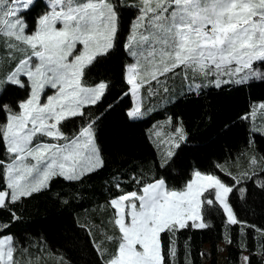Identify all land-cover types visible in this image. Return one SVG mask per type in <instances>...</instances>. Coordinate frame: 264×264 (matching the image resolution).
<instances>
[{
  "label": "snow or ice",
  "instance_id": "snow-or-ice-1",
  "mask_svg": "<svg viewBox=\"0 0 264 264\" xmlns=\"http://www.w3.org/2000/svg\"><path fill=\"white\" fill-rule=\"evenodd\" d=\"M35 2L0 0V39L5 35L14 37L30 48L27 58L14 60L18 66L11 75L0 77V96L9 86L25 87L21 77L30 81L29 96L16 102L19 111L11 104L0 103V113L4 114L0 143L11 157L10 162H6L8 157L0 158V180L6 181L4 190H0V208L6 206V200L14 204L41 191L53 177L78 181L103 167L93 131L95 120L89 117L75 138L65 135L59 125L85 116L83 109L98 105L106 95L110 85L98 82L82 86L81 78L86 66H94L114 47L118 31L115 6L109 0H45L49 10L36 18L30 31L25 14ZM140 2L139 15L125 44L135 60L127 66L126 82L131 85L132 95L141 83L158 81L168 73L175 74L178 68L211 73L218 78L216 87L221 86L219 77H229L223 84H242L264 72V68L256 66L257 62L264 65V0H156L154 6L153 0ZM77 43L83 46L79 54ZM8 47L19 50L13 43ZM141 60L146 67H141ZM141 72L150 79H138ZM46 88L56 91L42 103ZM127 114L137 117L140 109ZM176 131L180 133L176 139L183 140L182 131ZM45 138L67 142L48 143ZM173 155L167 152L166 159ZM258 177L264 179V170L243 177L234 189L214 175L196 171L184 191L168 190L160 178L143 186L140 194L131 191L112 198L109 203L122 237L108 264H171L177 250H162L161 233L207 228L199 210L200 198L208 190H214L215 201L222 206L227 222L239 225L227 194H246L241 184L249 180L256 183ZM120 186V182L115 185L118 191ZM257 186L264 190V184ZM206 203L212 205L214 201L207 199ZM126 216L130 223L125 222ZM13 256L12 238H0V264H15ZM243 264H250L249 256L243 257Z\"/></svg>",
  "mask_w": 264,
  "mask_h": 264
},
{
  "label": "trees",
  "instance_id": "trees-1",
  "mask_svg": "<svg viewBox=\"0 0 264 264\" xmlns=\"http://www.w3.org/2000/svg\"><path fill=\"white\" fill-rule=\"evenodd\" d=\"M114 1L118 14L114 47L94 66H86L81 78L82 82L87 80V86L98 82L110 86L102 102L83 109L85 116L60 125L67 128V136L72 138L86 126L89 117L95 120L94 135L103 167L78 181L53 177L44 189L31 196L14 204L6 200V206L0 208V238L12 236L15 264H107L121 239L113 222L110 198L131 191L140 193L143 186L160 178L165 180L167 189L181 190L195 169L210 173L235 189L243 177L264 170V134L252 129L251 120L253 116L260 126L264 125L256 114L258 103L264 102V72L242 84H223L224 79L219 77L220 87L215 86L218 78L211 73L185 71L194 81L189 85L184 82L183 86L182 76L178 79V74L168 73L158 81L142 84L141 97L145 99L143 109L147 114L136 119L128 116L132 100L124 70L132 57L125 44L142 4L140 0ZM40 6L37 0L28 12L37 11ZM4 39L0 43V69L6 64L9 71L12 64L6 60L11 56L6 55ZM6 39L7 43L12 42L11 37ZM145 65L142 61L141 67ZM259 68L264 65L259 64ZM142 75L150 78L146 72ZM204 83L207 86L203 87ZM20 91L19 87L9 86L0 96V103L11 104L15 110L16 100L27 96V92ZM3 122L4 114L0 113V123ZM69 123L72 124L68 127ZM176 129L182 131L183 140L176 139L180 134ZM176 141L179 147L167 160L168 149ZM5 157L8 153L0 143V158ZM117 182L121 184L119 191ZM260 184H264V179L258 177L256 183L249 180L241 184L246 187V194L233 191L227 195L239 225L227 222L215 201L214 190L204 192L200 213L207 228L161 233L162 250H177L171 264H203L204 260L218 264V253L223 252L218 243L225 245L219 264H240L242 253L250 257V264H264V190L257 186ZM4 185L5 181L0 180V190H4ZM207 199L214 203L208 205ZM205 244L209 246L207 252ZM202 252L207 255L201 256Z\"/></svg>",
  "mask_w": 264,
  "mask_h": 264
},
{
  "label": "rangeland",
  "instance_id": "rangeland-1",
  "mask_svg": "<svg viewBox=\"0 0 264 264\" xmlns=\"http://www.w3.org/2000/svg\"><path fill=\"white\" fill-rule=\"evenodd\" d=\"M37 1V0H36ZM38 2L41 4V6L38 8L39 10H37V11H31V12H27L25 15H26V17L29 15V17L30 18H28L27 17V21H28V24L31 22V24H29V26H30V31L31 30H33V28L35 27V21H36V18L39 16V15H41L42 13H44V12H46V11H48L49 9L46 7V4H45V0H38ZM109 2H111V3H115V1L114 0H109ZM155 2H156V0H153V6L155 5ZM136 20V19H135ZM135 20H134V22H135ZM133 22V23H134ZM62 25H57V27H61ZM133 27V26H132ZM8 36H4L3 37V39H4V43L6 44V46H5V49L7 50V54L6 55H9V53H10V58H8L7 60H6V62H8V64H12L11 65V67H10V70L8 71L5 67H6V64H5V67L3 68V69H0V77H3V78H6L8 75H11V73L13 72V71H15V68L18 66L17 64H15L14 63V60L15 59H17V58H27V55L28 54H30V48H29V46H27L26 44H24L23 42H21V41H15V38L14 37H11L12 38V42H10V43H13L14 45H18L19 46V50H17V48L16 47H13L12 49H9V47H8V44L9 43H7V38ZM3 39H0V43L1 42H3ZM76 49H78V51L76 52V54H79V52H82L83 51V46H82V44H80V43H77V45H76ZM71 59H74V56H72V57H70V60ZM142 61L143 60H141V63H142ZM135 62V60L132 58V61L131 62H128V64L126 65V67H125V71H124V79H125V81H127V77H128V72H127V66L128 65H130V64H132V63H134ZM145 62V61H144ZM146 63V62H145ZM257 66V65H256ZM144 67H146V65L144 66ZM257 68H259V66H257ZM191 70V71H190ZM185 71H188L189 73H191V72H193L192 74H203V73H199V72H197V71H195V70H193V69H187V70H185V69H182V68H179L175 73L176 74H178L179 75V77H178V79L179 78H181V76L183 77V80L181 81V83H180V85L181 86H183L184 84V82L185 83H187L188 85H189V83L191 82V81H194L193 79H192V75L191 76H187V74H189V73H186ZM214 71V70H213ZM189 77L191 78V79H189ZM138 79H142V78H144V79H150V78H147L145 75H142V72L139 74V76L137 77ZM239 77H236L235 79H238ZM21 79H22V81H23V83L26 85L25 87H19V89L21 90L20 91V93L21 94H23V93H26L27 92V96H25V97H23V98H18L17 100H16V102L17 101H23V100H25L28 96H29V94H30V81H28L27 80V78L26 77H21ZM142 84H144V83H141L140 84V86H139V88L137 89V91H136V93H135V95H132V88L130 89V94H131V96H130V99L132 100V106H131V108L128 110L129 112L130 111H132L133 109H136V108H141V107H143V100H145L144 98H142L141 97V86H142ZM95 85V84H94ZM94 85H92V86H94ZM82 86H87V85H85V84H83V82H82ZM130 87H131V85H130ZM55 91L56 90H53V89H51V88H46V90H45V94H42V96H41V102L43 103V102H46V96L47 95H54L55 94ZM19 93V92H18ZM16 102H15V106H16ZM258 106H260V107H262L261 108V115L263 114V112H264V102H259L258 103ZM15 111H19V109L18 108H16L15 109ZM127 111V112H128ZM263 111V112H262ZM147 114L146 112H144V109L143 110H141L140 111V115H138L137 117H140L141 115L143 116V115H145V114ZM134 118H136V117H134ZM251 120H252V128H253V130H257V131H260V132H262V133H264V129L262 130V128H264V127H262V126H260L258 123H257V121L256 120H254L253 119V116L251 117ZM254 120V121H253ZM259 122V121H258ZM71 124L72 123H69L68 124V127H69V125L71 126ZM264 126V125H263ZM59 127H61L60 125H59ZM82 129V128H81ZM67 130V128H65V129H63V127L61 128V131L63 132V133H65V135H68L69 133L66 131ZM93 131H94V129H93ZM67 132V133H66ZM95 132V131H94ZM158 133V132H157ZM73 134V133H72ZM75 134V133H74ZM76 135H78V132H77V134H75L74 135V137L73 138H75V136ZM46 140H49V138H45ZM46 142H48V143H65V142H67V141H64V140H61V141H54V140H50V141H46ZM95 142H96V144H97V140L95 139ZM177 142H179V141H176V143L174 144V145H172V147H169V149H168V152L169 151H172L173 153H174V151L177 149V147L175 146L176 144H179V143H177ZM97 146H98V144H97ZM8 159H9V162L11 161V157H10V155L8 154ZM30 162H32V163H34V161H31L30 160ZM196 172V171H195ZM194 172V173H195ZM194 173H193V176H192V178L191 179H194ZM202 175H212V174H210V173H208V174H206V173H202V172H200ZM190 179V180H191ZM190 180L188 181V182H190ZM4 181V180H3ZM6 182V181H5ZM187 182V183H188ZM187 183H186V186H187ZM186 186H185V188H183V190H181V191H184V190H186ZM226 186V185H225ZM176 191V190H175ZM201 199V198H200ZM111 200V199H110ZM218 204H219V202H218ZM220 205V204H219ZM221 206V205H220ZM200 211V210H199ZM113 213H114V218H113V222H114V224H115V217H116V213H115V211H114V209H113ZM125 222L126 223H130V217H128V216H126L125 217ZM116 225V224H115ZM117 226V225H116ZM117 228H118V230H119V227L117 226ZM121 236H122V234H121ZM5 237H11L12 238V236L11 235H7V236H5ZM118 242V241H117ZM220 246V250H221V246H222V248H225V245H224V243L222 244L221 243V245H219ZM138 248H139V246H137ZM219 248V247H218ZM209 250V246L208 245H204V251H208ZM222 253H218V257H217V262H218V264L222 261V256L223 255H221ZM245 256V254L244 253H242L241 255H240V257H241V260H240V264H243V257ZM203 264H209V260H204V262H203Z\"/></svg>",
  "mask_w": 264,
  "mask_h": 264
},
{
  "label": "crops",
  "instance_id": "crops-1",
  "mask_svg": "<svg viewBox=\"0 0 264 264\" xmlns=\"http://www.w3.org/2000/svg\"><path fill=\"white\" fill-rule=\"evenodd\" d=\"M257 66H259V64H258V62H257ZM262 75V73L261 72H259V73H257V75H256V77H255V79H257V78H259L260 76ZM236 78V77H235ZM223 79H229V77H227V76H224L223 77ZM249 80H251V79H249ZM247 81V80H246ZM203 87L204 86H207V84L206 83H204V85H202ZM182 92H180L179 93V95L181 94ZM179 95H177V96H179ZM259 107V110L256 112V114L257 115H259L260 116V119L262 120V122H264V112H263V114L261 115V108L262 107H260V106H258ZM143 108V107H142ZM142 108H140V111L142 110ZM129 112V111H128ZM127 112V113H128ZM140 117H142V115L140 116ZM255 120L257 121V123L259 124V122H258V120H257V118H255ZM264 127V126H263ZM253 129V128H252ZM264 128H262V130H263ZM255 131V130H254ZM256 132V131H255ZM257 132H260V131H257ZM262 133V132H261ZM264 134V133H263ZM184 138H185V136H184ZM219 245H221V243H218ZM206 245V244H205ZM118 247H119V245H118ZM118 247H117V250H118ZM224 249L225 248H222V246H221V250L224 252ZM222 252V253H223ZM109 261V260H108ZM108 263V262H107Z\"/></svg>",
  "mask_w": 264,
  "mask_h": 264
},
{
  "label": "bare ground",
  "instance_id": "bare-ground-1",
  "mask_svg": "<svg viewBox=\"0 0 264 264\" xmlns=\"http://www.w3.org/2000/svg\"><path fill=\"white\" fill-rule=\"evenodd\" d=\"M190 71H191V70H190ZM209 76H210V75H209ZM222 78H223V77H222ZM222 78H221V79H222ZM262 112H263V111H262ZM252 113H253V112H252ZM253 121H254V120H253Z\"/></svg>",
  "mask_w": 264,
  "mask_h": 264
}]
</instances>
